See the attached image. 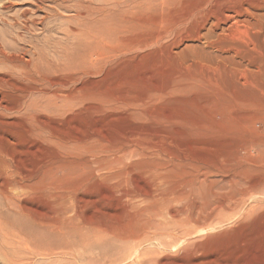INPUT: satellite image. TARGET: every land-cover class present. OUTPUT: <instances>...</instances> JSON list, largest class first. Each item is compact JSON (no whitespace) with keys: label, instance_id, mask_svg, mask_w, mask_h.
Returning a JSON list of instances; mask_svg holds the SVG:
<instances>
[{"label":"rangeland","instance_id":"obj_1","mask_svg":"<svg viewBox=\"0 0 264 264\" xmlns=\"http://www.w3.org/2000/svg\"><path fill=\"white\" fill-rule=\"evenodd\" d=\"M33 1L0 0V16L4 18L17 17L21 22L26 21V28L17 24L15 27L7 29L12 35L14 34L15 38L17 36L16 39L20 44L27 39L23 43L26 44V47L34 42L40 47V42L42 43L40 48L44 52L48 53L49 51L51 55L55 54L56 58L60 54L57 50H61V48H57L58 46L55 48L54 45L62 44L68 24H78V21L68 22L66 17L51 19L45 25V29H42L40 24L37 26L28 25L31 23L30 19L35 20L37 14L40 16L43 13V7L52 3L44 0V3H39L40 6L34 11L35 8L31 7ZM91 1L96 2L97 0ZM128 1L125 0L123 4L127 5L120 9L113 7L112 13L109 10L106 15L107 19L100 27L103 41L97 44V50L100 49L102 52V67L99 70L94 69L95 71L93 69L85 70L83 75L74 77L72 84H68L69 87L73 86V89L78 91V93L76 91L77 105L70 114L65 113L58 117L54 115L49 90L56 88V84L48 82L47 86L46 82L45 86L47 87H45L43 82L40 84L26 82L24 84V101L20 106L21 110H24L22 112L20 108L15 109L17 112L7 110L4 115H0L1 121L7 120L0 124V173L11 172V177H15V172L19 168L33 172L41 162H49L47 166L49 169L46 167L47 170H44L48 173H43L48 177L47 175L55 172L54 175L57 174L55 185L58 183L57 191L60 194H70L71 190L80 186L82 173L78 167L83 166L84 155L68 150L63 152V149L43 142L36 135L38 134L36 131H39L38 127L43 125L45 129H48L46 127L51 129L52 126H55L54 128L58 130L53 127L52 129L58 133L68 134L71 138L97 131L111 136L130 124L134 113H150L153 122H158L161 119L166 127H180L175 140V144L180 150V156L173 159V172L180 174L175 178L176 182L187 186L190 189L189 192L193 191L197 196H228L245 191L249 178H255L264 173V144H262L264 143V39H261L264 38L263 31L243 27L246 30L244 31L242 27H239L241 29L236 28L235 30L238 31L235 33H233L234 30L219 38L214 34L213 36L207 35V38L206 35V37L201 36L202 33L199 36L197 34L194 36L195 28L193 30L192 28L196 24H200L204 16L201 17L200 14L191 17V12H193L191 8L198 5L197 10L203 11V8L211 5L215 7L218 0H134L130 3L131 5H128ZM242 1L221 0L219 2H221L220 6H223V4H238ZM29 8L34 9L30 11ZM60 12L70 16L72 11ZM23 13L25 14L23 15ZM186 13L187 15H185ZM198 17L201 20L200 23L199 19H196ZM182 18L185 20L182 21ZM190 23L194 24L192 28ZM0 28L1 36L4 33L2 22ZM220 38L222 39L220 40ZM176 39L177 41H175ZM43 43H47L45 47H43ZM20 44L17 45H23ZM221 45H224V49ZM254 45L255 47H253ZM73 52L75 56L77 53L79 54L75 58L77 61L79 59L80 62H85L87 56L79 47ZM241 73L244 75L242 76ZM57 77L61 76L54 78ZM36 84H38L37 87ZM33 87L35 88L33 89ZM17 91H20L18 87H14V89L3 90L1 93L5 94L4 96L9 102H14L15 95L20 93ZM80 93L82 94L80 95ZM101 98L104 100L102 106L99 104L101 102H98L101 101ZM160 125L158 122L157 126ZM192 129L197 130V133L191 134L189 131ZM245 140L255 146V149L253 148L251 151H256V153L251 152V158H248L249 156L243 150H238V147L243 146ZM253 159L254 163L251 162ZM247 163L257 165L254 166L256 170L253 169L252 172L247 173ZM44 179L48 178L44 177ZM39 183L40 185L35 183L26 196L16 194L15 190L14 201L27 207L34 203L45 204L46 199L41 197L43 193L40 188L46 182L44 180V183L43 181H39ZM37 193L38 195H36ZM29 196L30 198H27ZM256 197L264 199V192L248 197L243 205L244 210L242 208L215 229L217 232H222L219 234L221 236L218 235L215 238L218 243L231 241L239 234L244 235V231L248 235L256 232L257 229L264 228V215L260 212L263 211L264 206L255 214L246 212ZM20 198L23 200L20 201ZM17 209L15 207L14 211L8 215L0 216L3 225L10 231L24 232L28 230L31 232L30 216L24 217V227L23 218L20 217ZM246 215L248 216L246 217ZM259 221L260 227L258 226ZM147 245L143 244L141 248ZM101 248L102 245H99L98 242L87 237H79L75 238L74 244L77 262L62 256H33L29 260L26 257L25 262L27 263L25 264H86L88 259L97 258L96 256H100L102 261L105 258L101 256L107 255L109 250L103 248L105 251L100 252ZM25 255L27 256V252ZM128 262L130 260L125 261L124 264H129ZM0 264H4L1 258Z\"/></svg>","mask_w":264,"mask_h":264},{"label":"bare ground","instance_id":"obj_2","mask_svg":"<svg viewBox=\"0 0 264 264\" xmlns=\"http://www.w3.org/2000/svg\"><path fill=\"white\" fill-rule=\"evenodd\" d=\"M43 1L34 0L31 2V7L35 9L29 8L30 11L33 9L35 11L40 6L39 3H44ZM46 1L52 3L43 7V13L40 16L36 15L39 17L36 18L34 15L35 20L30 19L31 23L28 25L37 26L40 24L42 29H45V25L51 19L56 20L62 17H66L68 22L78 21V24H68L64 32L66 36L63 43L54 45L55 48L56 46L61 48V50H57L60 54L55 58V54L51 55L48 50L47 53L40 48L42 46L40 42V47L34 44L35 42L26 47V44H23L27 41L26 39L21 45L16 39L17 36L15 38L14 34L12 35L7 29L8 27L13 28L17 24L26 28V21L21 22L17 17L4 18L0 16L4 27V33L0 36V115H4L7 110H18V108L21 110L26 82L39 84L43 82L44 86L46 82L47 86L48 82L56 84V88L49 90L54 115L58 117L65 113L70 114L77 105V90H74L73 86L69 87V83L74 77L83 75L85 70H99L102 67V52L100 49L97 50V44L103 41L100 27L107 19L106 15L109 10L112 13L113 7L120 9L127 5L123 4L125 0ZM132 1L134 0H129L128 5H131ZM219 1L221 0H218L217 3ZM217 3L215 7L211 5L212 7L203 9L200 5L203 11L197 10L198 5L191 8L193 11H190L191 17L200 14L201 17L204 16L202 22L199 17L196 18L199 19L200 24L194 26L190 23L191 28L192 25L194 26L192 30L195 28L194 36L196 34L199 36L202 33L204 35L201 34V36L209 34L213 36L214 34L219 38L239 27L262 30L264 34V0H243L238 4L227 3V5L222 3L223 6H220L221 2L218 5ZM60 11L72 12L71 15L68 13L70 16H66V13L63 14ZM166 18L169 19L170 15L169 18ZM183 20L185 19L182 18ZM236 31L238 30L233 33ZM239 31L241 33V30ZM244 31L243 33H245ZM146 39L145 41L148 42ZM255 43H257L256 40ZM45 44L43 47L46 46ZM213 45L215 47V44ZM221 46L224 49V45ZM78 47L87 56L86 60L84 59L85 62H80L79 59L78 62L75 59L79 54L77 53L75 56L73 51ZM56 76L61 77L54 78ZM14 87H18L20 93L17 91L19 94H14V102H9L1 91L14 89ZM103 101L102 98L101 101H98L101 102L99 103L101 106ZM245 116L247 117V115ZM2 121L0 120V124ZM5 121L7 122V120ZM158 122L161 124L160 126H157ZM158 122H153L150 113H134L130 124L111 136L93 131L94 133L88 132L85 136H72V138L68 134L55 131L57 129L54 128L55 126H52L54 130L52 127L45 129L43 125H38L40 127H38L39 131H36L38 132L36 135L43 142L45 141L58 149L61 148L63 152L68 150L84 155L85 162L83 166L78 167L82 178L80 186L71 190L70 194H60L57 191L58 183L55 185L57 174L54 175L55 172H53L46 177L43 173H48L44 170L49 162H39V166L35 167L36 170L33 172L19 168L15 172V177H11L10 171V173H0V216L8 215L17 207L20 217L23 218V226L26 215H29L32 221L31 232L28 230L16 232L8 230L0 219V258L4 264H25L27 263L25 258L28 257L29 260L33 256H62L77 262L74 244L75 238L79 237H87L98 242L99 245H102L100 252L105 251L103 248L109 250L107 255L101 256L105 258L104 260L101 261L100 256H96L97 258L88 259L86 264H124L128 260H130L129 264H264V228L257 229L256 232L248 235L246 231H244V235H240L238 232L239 236L233 235L235 238L223 243H218L215 239L222 233L215 229L240 211L248 197L264 192V173L255 178H249L245 191L237 194L197 196L193 191L190 193L187 186L176 182L175 178L180 174L173 172V159L180 156V150L175 144L176 134L180 127H166L161 119ZM189 132L195 134L197 130L192 129ZM254 147L253 143L245 140L243 146L238 147V150H243L249 156L248 158H251V152L256 153V151H251ZM253 161L254 159L251 162ZM254 166L257 165L247 163V173L252 172ZM40 172L42 173L38 174ZM44 177L48 179H44ZM39 181L44 183L41 188ZM35 183L39 184L36 185L43 193L40 196L46 199L45 204L34 203L30 207L27 204V207L14 201L16 194L26 196ZM263 206L264 199L256 197L246 212L255 214ZM260 212L264 215V208ZM258 223L260 227V221ZM143 244L148 245L141 248ZM23 251L27 252V256Z\"/></svg>","mask_w":264,"mask_h":264}]
</instances>
